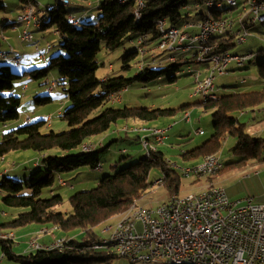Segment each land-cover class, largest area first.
<instances>
[{
  "label": "trees",
  "instance_id": "1",
  "mask_svg": "<svg viewBox=\"0 0 264 264\" xmlns=\"http://www.w3.org/2000/svg\"><path fill=\"white\" fill-rule=\"evenodd\" d=\"M22 1L26 4L25 7L31 2L36 4L35 0ZM207 1L144 0V7L140 8L136 0L127 3L120 0H103L98 24L88 23L82 26H73L68 21L69 13L66 9L55 7L49 10L47 22L41 24L39 29L55 28L62 39L61 53L52 56L45 67L27 70L23 74L15 73L9 65L1 67V123L8 124L19 118L21 98L6 93L12 92L15 81L26 75L43 79L48 78L52 70H56L61 84L68 86L65 92L71 103L62 113V120L68 123L69 131L43 133L42 129L47 122L41 120L10 130L0 142V161H6L9 154L21 150L31 149L43 155L37 162V165L42 167L24 181H14L3 175L0 181L3 202L8 207L25 208L27 211L19 213L12 221L0 224V233L37 225L39 230L36 232V241L49 235V231L66 232L70 237L56 239L52 243L37 241L41 248L21 253L14 250L15 236L7 240L0 239L4 259L14 264H108L118 255L112 249H95L101 237L96 229L149 193L153 186L150 181L152 171L160 169L164 175L162 182L168 191L172 195L179 193L182 174L174 167L176 164L168 161L164 153L158 150L152 158L144 156L138 163L123 168L114 175L105 176L96 188L72 195L69 199L73 207L72 212L59 211L64 202L60 194L42 198L46 190L55 185L57 176L84 167L96 169L101 166V151L83 152L81 149L91 138L105 134L119 122L139 121L151 125L177 113V109L115 108L111 105L113 102L110 96H119L134 83H150L171 71L179 73L181 66L172 64L160 70H153L152 65H161L163 62L153 57L156 53L141 57L136 48L134 52L123 57L122 67L123 70L130 71L133 68L130 62L140 56L134 76H108L100 79L97 77V71L103 64L97 60V56L102 43H106L109 51H115L123 46L132 34H137L138 38L149 34V46L153 42L158 43L160 33L156 26L159 21L164 20L171 27L183 28L191 23V11L196 10L197 15L203 16L199 19L200 22L207 17L199 12L203 8L208 10ZM257 1L264 3V0ZM0 10L5 11V6L0 4ZM236 10L237 8L232 11ZM137 13L141 14L139 21ZM227 14L228 11H218L214 12V17H227ZM230 38L233 39V36L215 37L212 43L218 44L219 47L215 53L229 52L233 46L230 44ZM150 58L152 59L148 61ZM260 73L264 78V63L261 64ZM175 79L174 76L170 80ZM36 101L48 103L52 98L37 96ZM202 105L206 110L212 111L214 133L201 146L182 153L185 161L201 162L209 155L220 154L224 143L230 139L237 142L235 160L230 163L223 161L224 168L220 172L242 166L249 161H264V139L247 133V125L238 118L239 114L246 115L248 111L263 109L261 106L264 105V89L259 92L218 97L216 100L205 101ZM181 109L187 111L189 107ZM78 148V153L66 156L51 154L53 150L69 152ZM43 230L46 232L41 233ZM58 241H62L61 249H49Z\"/></svg>",
  "mask_w": 264,
  "mask_h": 264
},
{
  "label": "rangeland",
  "instance_id": "2",
  "mask_svg": "<svg viewBox=\"0 0 264 264\" xmlns=\"http://www.w3.org/2000/svg\"><path fill=\"white\" fill-rule=\"evenodd\" d=\"M35 1L36 13L43 25L50 16L49 10L58 7L59 2L58 0ZM71 1V4L65 7V9L68 13H72L76 17L79 21V26L88 23L98 24L101 16L100 5L103 0ZM243 1L245 0H239L240 3ZM0 4L5 6V11L0 10V38L3 42V45L0 46V51L10 52L11 46L14 48V53L10 56L9 61H0V71L2 66L9 65L15 73L23 74L27 70H32L29 67L31 53H44L45 55L43 59L39 55L35 58V63L33 62V67L35 68L45 67L52 56L61 53L60 44L62 43V39L55 28L52 27L44 30L31 27L30 32L34 35V40L28 42L23 41L22 35L20 34L24 30L23 25L17 24L12 27L5 25L4 27L6 28L3 29L5 33L3 34V16L5 19L10 20L11 23H16L24 2L22 0H0ZM199 12L204 13L205 16L209 15V11L206 8L199 10ZM197 14L198 12L196 10L191 11L190 21L192 23L203 18L202 15ZM235 29L238 30L239 27L236 26ZM248 29L250 36L245 44L240 45L236 43L234 38L229 39L230 44L233 45L229 52L232 56L256 52L257 57L246 62L243 66H239L237 62H233L229 65L228 72L225 75L216 78L215 84L217 88L215 93L218 97L234 93L259 92L264 89V78L260 73L261 64L264 63V23L250 25ZM137 38V34H132L125 40V44L115 51H109L106 43L103 42L97 56V60L103 66L98 69L97 77L104 79L108 76H134L137 71V63L141 59L140 56L130 62L131 67H133L130 71H125L122 67L123 57L136 50L135 41ZM49 45H51V49L48 48ZM27 52L30 53L29 57H25V53ZM151 53H154V51H151L149 54ZM194 53L195 50L183 53L182 51H162L158 49L153 57L163 63L161 65L159 63L152 65V69L160 70L163 67L175 64L181 66L179 73L171 71L150 83H134L120 93L118 97L120 100L118 99L111 103L115 108L177 109L175 115L165 117L152 124L158 127L162 126L161 128H167L169 125H173V139L181 137L182 134L185 136V142L167 141L163 147L166 159L180 168L186 167L184 165L191 163V161H185L182 153L202 145L214 133L212 111L206 110L202 105V102L206 100L201 94L196 93L197 84L194 79L195 73L202 71L206 65L198 64L193 59H188L192 58ZM19 56L24 57L21 66H18L14 62V58ZM172 56L176 57V62L170 61ZM174 76L176 77L175 81L170 80ZM53 82H56L57 87L54 91L50 92L49 86ZM67 88V85L61 84L59 73L56 70H52L48 78L35 79L31 75H26L15 81L12 92H7L6 94H14L21 98L20 116L17 120L8 124L0 122V142L7 132L27 124L28 118H30L31 122L46 121L47 125L42 129L43 133L50 131L63 133L69 131L70 127L68 123L62 120V113L71 104L65 92ZM37 96H50L52 101L39 103L36 101ZM182 107H189L191 109V122L184 119L185 111L181 109ZM261 108L264 109V105ZM256 117H260V120L255 123ZM238 118L242 123L247 125L246 132L249 134L255 133L257 135L259 131L264 130V114L260 113V110L254 109L248 111L246 115L239 114ZM128 123L130 125H136L134 121H129ZM138 123L140 122L138 121ZM52 125L53 127H51ZM122 126H124L123 122H119L113 125L105 134L93 137L87 141V143L98 144L95 150L101 151L102 169L84 167L73 172L63 173L57 176L58 179L55 185L51 189L46 190L42 198H50L52 195L60 194L63 196L64 202L59 207V211L72 212L73 207L69 201L72 195L96 188L105 176L114 175L119 170L138 163L144 158L145 151L141 143L135 139L136 136L121 131ZM199 130H203L204 135L199 134ZM236 145L237 142L235 139H230L224 143L220 155L225 163H230L235 160L234 151ZM125 149L127 153L129 152L128 154L123 153ZM79 151L80 148L69 152L53 150L51 154L66 156L78 153ZM42 157L43 155L41 153L31 149L13 152L7 156L6 161H0V173H5L4 175H7V177L12 178L14 181H24L34 171L42 167L37 165V161ZM2 179L3 176L0 175V181ZM163 179L164 175L160 169L156 168L152 171L150 181L153 183V186L149 193L139 201L140 206L148 209L157 208L158 206L167 204L171 200L172 194L168 191L165 184L156 183V181ZM61 180L66 185H61ZM262 186L264 187V161L259 162L258 160H253L231 170L218 172L210 177L197 179L195 177L188 178L181 176V188L178 194L181 197H185L206 191L211 187H216L227 190L230 198L233 201H237L254 196ZM26 211L27 209L25 208H11L6 206L3 202V194L0 193V224L12 221L19 213ZM116 223L117 217L113 218L109 224L102 225L96 230H98L103 238L109 239L111 232L107 231L104 233L102 230L114 226ZM37 227V225H31L20 229L21 231H12L17 234L13 242L16 252L20 253L23 251L24 245H26L25 248L28 246L31 248L38 236L36 234L39 230L36 229ZM49 232V235L52 236V232L54 231ZM60 234L66 238L70 237V234L66 232L60 231ZM53 236L56 237L55 235ZM39 239L37 241L42 242ZM34 246L32 249H34ZM1 257L2 249L0 248ZM0 264L14 263L3 259ZM108 264L131 263L128 259L117 256Z\"/></svg>",
  "mask_w": 264,
  "mask_h": 264
},
{
  "label": "built area",
  "instance_id": "3",
  "mask_svg": "<svg viewBox=\"0 0 264 264\" xmlns=\"http://www.w3.org/2000/svg\"><path fill=\"white\" fill-rule=\"evenodd\" d=\"M58 2L71 1L58 0ZM128 2V0H127ZM225 4H237L239 0H208L206 6L209 10ZM244 5H251V12L244 13L240 21H232L226 29H219L218 26H210V20H201L198 24L199 33H188L182 28L172 27V34L159 39L157 50L191 52L195 50L192 58L198 64H205L210 69V77L204 84H197V94H201L206 101L216 100V78L228 72L229 65L237 62L243 66L251 58L257 57V53L250 52L244 57L232 56L229 52L215 53L218 44L210 41V34H225L240 40V45L245 44L250 36L249 27L261 23L264 19V3L257 0H245ZM144 7V0H141V8ZM5 19V18H4ZM25 25L22 31L23 41H33L34 35L30 27L35 26L41 20H33L25 8L19 14ZM70 23H78L76 17H68ZM164 25H168L164 21ZM220 22V20H219ZM240 29L236 30V24ZM169 26V25H168ZM192 25L187 24L186 27ZM150 35L140 36L136 41L138 53L141 50L152 51L149 48ZM203 41V49H190L189 41ZM51 46V45H50ZM37 49H39L37 47ZM0 51V60H8V53ZM40 54V53H39ZM153 54V53H151ZM41 55V54H40ZM170 60L171 62H175ZM155 62V61H154ZM22 62H19L21 66ZM213 64H220V71H213ZM143 65V64H142ZM201 71H197L194 79ZM56 82H53L49 89H55ZM119 97V96H118ZM120 100V98H118ZM189 120V119H185ZM31 122L28 118L27 123ZM173 126L161 128L159 133L148 132H127L136 136L142 145L145 153L153 157L156 150L153 149V141L165 142L166 133ZM202 130L199 131L201 134ZM90 146L87 152H91ZM124 154L127 150L123 151ZM224 163L209 162L202 170H216ZM176 167V165H175ZM96 169H102L98 166ZM181 174L193 171L192 168H177ZM61 185H66L61 180ZM102 237V236H101ZM110 238L122 239V246H108L119 257L128 259L131 264H165L170 262H202L203 264H264V204L256 203L254 197H246L233 201L227 190L205 191L198 198L174 199L173 205L159 207L155 210H144V218L134 226H125L124 232ZM109 238V239H110ZM35 245V246H34ZM39 249L41 246L34 243L31 247ZM46 248V247H44ZM52 248H62V241L56 242ZM97 249V244L95 245ZM100 250V249H99ZM4 258H0V262Z\"/></svg>",
  "mask_w": 264,
  "mask_h": 264
},
{
  "label": "bare ground",
  "instance_id": "4",
  "mask_svg": "<svg viewBox=\"0 0 264 264\" xmlns=\"http://www.w3.org/2000/svg\"><path fill=\"white\" fill-rule=\"evenodd\" d=\"M66 1H71V0H66ZM122 3H127V0H120ZM130 0H128L129 2ZM136 2L138 3L139 7L141 8V0H136ZM68 5H70V3L67 2H59L58 7H67ZM244 13H250L251 12V5H244ZM237 8V4H225V5H220L215 7V9L213 10H209V15L204 18L205 19H209L210 20V26H218L219 25V29H226L230 26L232 21H236L235 19H233L232 17H220V18H216L214 16H212V14H214V12H218V11H228L231 12L232 10ZM27 12L29 13L30 17L33 18V20H40L39 16L36 13V6L35 3H30L29 5H27L26 7ZM68 17H75L72 13H69ZM137 17H138V21L141 18V14L137 13ZM242 17V16H241ZM241 17L239 18L238 21H240ZM7 20V19H4ZM220 20V22H219ZM261 23H264V19ZM20 25L22 24V19H18L17 18V22L16 23H10L11 26L14 25ZM73 26H79L78 23H71ZM41 27V22L37 23V29H39ZM157 30L160 33V39H165V36H168V34H172V27L168 26V25H164L163 21H159L157 23ZM218 36H225V34H210V41L213 42V39L215 37ZM237 44H240V40H236ZM49 49H51V46H48ZM189 48L190 49H203V41L201 40H192L189 41ZM14 50V48H13ZM138 51V48H137ZM14 53V51L12 53H8V60H0V61H9L10 60V56ZM42 57H44L45 55L40 53ZM148 55V50H141L140 51V56L141 57H146ZM235 57H244L243 55H237ZM23 56H19V57H15L14 58V62L19 66V62H23ZM251 58V60L255 59ZM170 60H174V56H172L170 58ZM177 59H175L176 62ZM213 71H220V64H213ZM210 77V69H206L205 72L201 71L198 76H197V80H195L196 84H204V82L206 80H208ZM50 92L54 91L53 89H49ZM110 100L112 102H115L116 100H118V96H110ZM184 119H189L188 121L191 120V113L190 112H186L184 115ZM173 126V125H172ZM170 127V126H168ZM161 129V127L155 126V125H129V124H125L124 126H122L121 131H125L127 130V132H148V133H159V130ZM204 134V132H201V135ZM141 145H142V141H140ZM165 142L162 141H153V149L156 150V152L159 150V146L164 144ZM101 145H102V141H101ZM90 146V149H92V151H94L96 149V147L98 146L97 143H85L82 145L81 149L83 152H87L88 147ZM143 146V145H142ZM145 156L150 158L149 153H145ZM218 160H220V162H223L221 155L220 154H214V155H209L207 156L203 161H201L200 163L196 164V165H192V166H187V167H182V168H192L193 171H189L187 174H182V176L191 178V177H195L197 179L203 178V177H210L211 175H215L216 173L220 172L223 168H224V164L222 166H218L216 168V170H207V171H201V172H196V171H200L202 170L205 166L208 165L209 162H217ZM175 166V165H174ZM177 168H180L178 166H176ZM163 180H159L156 181L157 184L163 183ZM61 183V181H60ZM220 189L223 188H216V187H211L210 189L206 190V191H219ZM205 192V191H203ZM195 193V194H191L185 197H181L179 196V194H173L171 197V200L164 205L158 206L157 208H145L143 206L139 205V201H136L132 204V206H130L126 211L122 212L121 214H119L117 216V223L114 226H110L106 229H104L102 232L106 233L107 231L111 232L110 237H115L117 235H119V233L124 232L125 230V226H134L137 222H140L141 219L144 218V210H155L158 209L159 207H167L168 205H173L174 204V199H184V198H198L202 196V193ZM46 230L41 231V233H45ZM14 233L9 232H1L0 233V239L2 240H7V239H11L14 238ZM35 243H37V241H35ZM108 246H122V239L119 238H110L108 239ZM97 249L100 250H107V243H106V238L100 237V241L97 244ZM1 258H4L3 256ZM165 264H203L202 262H170V263H165Z\"/></svg>",
  "mask_w": 264,
  "mask_h": 264
},
{
  "label": "crops",
  "instance_id": "5",
  "mask_svg": "<svg viewBox=\"0 0 264 264\" xmlns=\"http://www.w3.org/2000/svg\"><path fill=\"white\" fill-rule=\"evenodd\" d=\"M72 2V1H71ZM244 3H245V1H243V2H239V6H238V8H237V10L236 11H231V12H228V14H227V17H232L233 19H235L236 21H238L239 20V18L244 14V8H245V6H244ZM26 6V4H24L23 5V8L21 9V12L20 13H22L23 11H24V9L26 8L25 7ZM225 12V11H224ZM224 12H222V13H224ZM224 17L226 16V15H223ZM10 20H4V16H3V18H2V25H3V28H2V30L4 29V28H6V27H4L5 25H8V27L10 26V27H12L11 25H10ZM199 23V21L197 22V21H195V23L193 22H191L190 23V25H192L191 27H186V26H184L183 28H182V30H184V31H186V32H188V33H193V34H197V33H199V27L196 25V24H198ZM21 26L23 25V24H20ZM236 26H238L239 27V29L241 28L240 27V25L238 24V22H237V24H236ZM23 27L25 28V25H23ZM31 27H33L34 29H37L35 26H31ZM30 27V28H31ZM236 28V27H235ZM238 29V30H239ZM22 30V29H21ZM30 30V29H29ZM5 33V31L3 30V34ZM21 35H22V33H20ZM19 36V35H18ZM3 45V42L1 41V44H0V46H2ZM157 45H158V43L157 42H153L150 46H149V48L152 50V51H154V53H156V51H157ZM183 53H186V52H183ZM230 53V52H229ZM250 53V52H249ZM256 53V52H255ZM42 54H44V53H42ZM39 55V57L40 58H42L43 59V57L40 55V54H37V53H35V54H33V53H31V58H30V60H29V64H30V68H35V67H33L34 65V60H35V58L37 57ZM29 57L30 56V53H25V57ZM45 57V56H44ZM152 58H150L148 61H150ZM38 60H39V58H38ZM34 62V63H33ZM43 62H44V60H43ZM233 63V62H232ZM231 63V64H232ZM42 68V67H41ZM206 69H207V66L202 70L203 72H205L206 71ZM217 88V87H216ZM203 103V102H202ZM260 110V113H262V114H264V109H259ZM186 112H190L191 113V120L189 121V122H191L192 121V112H191V109H188L187 111H185V113ZM184 113V114H185ZM28 120V119H27ZM260 120V117H256V119H255V123L256 122H258ZM187 121V120H186ZM124 125L125 124H129L128 122H126V123H123ZM135 124L136 125H147V124H142V123H138V122H135ZM130 125V124H129ZM150 125V124H149ZM151 125H154V124H151ZM170 126V125H169ZM51 127H53V125L51 126ZM162 127V126H161ZM200 131V130H199ZM203 131V130H202ZM204 132V131H203ZM260 132V133H259ZM258 133H257V135L255 134V133H251V134H253L254 136L256 135V137H260V138H263L264 139V130H261V131H259ZM173 135H174V132H173V128H172V130L170 129L167 133H166V139H165V143L167 142V141H172V140H174V142H185V140H184V138H185V136H183V134L181 135V137H179V138H174L173 139ZM202 135H204V134H202ZM212 137V136H211ZM135 139L138 141V142H140L139 141V139L137 138V137H135ZM210 139V138H209ZM208 139V140H209ZM207 141V140H206ZM205 141V142H206ZM229 140H227L226 142H228ZM186 142H188V140H186ZM162 144V145H160L159 146V150L160 151H162L163 153H164V155H165V157H166V154H165V152H164V149H163V147L166 145V144ZM201 146V145H200ZM197 147H199V146H196L195 148H197ZM126 150V149H125ZM191 150H193V149H191ZM189 151V150H188ZM187 152V151H186ZM129 153V152H128ZM128 153H126V154H128ZM38 162V161H37ZM198 163H200V161H191V163L189 164V165H184V166H192V165H196V164H198ZM175 167V166H174ZM103 168V167H102ZM176 168V167H175ZM5 173H0V175H4ZM228 192V191H227ZM229 194V193H228ZM230 196V195H229ZM252 197H254V199H255V201H256V203H259V204H264V187L262 186V188L261 189H259L257 192H256V194L254 195V196H252ZM111 221V220H110ZM110 221H108L106 224H109L110 223ZM105 225V224H104ZM109 226V225H108ZM107 226V227H108ZM36 229H38V228H36ZM35 229V230H36ZM3 231V230H2ZM7 231V230H6ZM21 231V230H20ZM27 232V231H26ZM15 233V232H14ZM53 233V235H55L56 237H54L53 235L51 236V235H47V236H45V237H43V238H40L39 239V241H43V242H45V243H52V242H54L56 239H63V238H65V236L64 235H62V234H60V231H55V232H52ZM17 237V234L15 233V238ZM25 247H26V245H24ZM24 247V249H23V251H21V252H26V251H30V250H33L32 249V247L30 248L29 246L27 247V248H25ZM14 250H15V248H14ZM20 252V253H21Z\"/></svg>",
  "mask_w": 264,
  "mask_h": 264
}]
</instances>
